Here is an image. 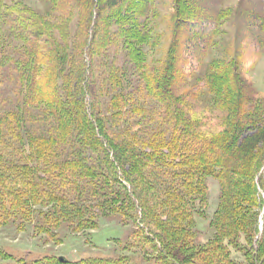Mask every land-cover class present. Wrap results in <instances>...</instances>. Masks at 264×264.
Returning a JSON list of instances; mask_svg holds the SVG:
<instances>
[{"label":"rangeland","instance_id":"374dc122","mask_svg":"<svg viewBox=\"0 0 264 264\" xmlns=\"http://www.w3.org/2000/svg\"><path fill=\"white\" fill-rule=\"evenodd\" d=\"M86 1L0 0V147L11 159L24 160L19 147L26 148L28 135L46 134L58 137L68 155L73 153L81 137L75 125L81 106L91 136L83 140L87 147L78 155L83 154L88 166L116 172V186L134 203L136 213L133 219L119 213L99 215L95 228L74 231L62 220L57 228L46 225L45 207L32 208L25 222L16 207L11 217L0 213V264L96 259L109 264L118 259H123L120 264H156V259L181 264L162 256L165 244L148 220L141 184L122 175V153L153 151V169L140 174L143 182L156 187L150 195L160 196L166 189L159 180L165 181L163 175L171 169L159 159L167 144L151 147L153 137H188L194 127L201 136L189 139L190 145L199 147L211 140L213 130L222 131V119L230 113L240 114L242 122L263 113L255 101L264 102V0H122L113 8L103 7L104 0H91L89 6ZM53 76L57 84L51 82ZM69 78L75 81L74 89L66 88ZM51 89L57 91L55 97ZM75 95L81 102L76 109L71 105ZM57 96L65 103L61 107L51 103ZM60 117L66 123H58ZM185 120L191 128L182 126ZM63 132L67 135L61 138ZM211 171L204 177L206 208L195 205L190 218L201 247L213 242L216 218L227 207L225 170ZM260 176L264 170L252 179L244 173L232 178L255 186L259 208L251 218L258 229L254 244L264 248ZM23 186L21 179L11 185L15 191ZM154 210L158 219L160 210ZM223 213L219 226L225 230L232 213L229 207ZM239 236L235 246L227 247L230 260L264 264L255 253L246 256L250 248L245 235Z\"/></svg>","mask_w":264,"mask_h":264},{"label":"trees","instance_id":"16d2710c","mask_svg":"<svg viewBox=\"0 0 264 264\" xmlns=\"http://www.w3.org/2000/svg\"><path fill=\"white\" fill-rule=\"evenodd\" d=\"M90 1L87 0L86 5L89 6ZM121 1L104 0L103 7L113 8ZM54 80H56L55 76L52 77L51 82L57 84ZM70 80V78L67 80L69 85L66 88L68 90L74 89L72 86L75 81ZM51 82L48 80V84ZM239 84L240 81L237 79V90L240 88ZM213 86L216 87L214 84ZM49 91L51 96L55 97L57 91L56 93L53 89ZM72 101L73 108L79 107L77 105H80L81 102L76 95ZM262 102L259 99L255 101L261 105L263 113L255 118L244 117V122L239 120L240 114L229 112L230 115L222 119L226 122L222 131L213 130L211 140L201 142L199 147L190 145L191 140L189 139L195 137L200 139L201 133H197L196 128H191L192 125L188 120L181 123L187 129L189 127L192 129L190 131L192 134L188 137H183L180 134L175 139L172 137L162 140L159 137V139L153 137L149 142L151 147L152 145L155 147L164 146L163 142L167 144L166 148L159 153L161 154L159 159L165 168L171 169L170 172L163 175L167 177L165 181L159 180L163 182L166 189L160 196L152 197L150 195L152 189L156 187L149 180L143 182V174H140V171L150 169V166L152 168L150 164L153 160V153H151L153 151L140 153L134 149L130 155L122 153V157L125 158L123 164H127V168L124 166L125 164L122 165V175L125 178H138L141 184L140 195H143V205L148 220L154 226L156 235L162 238L165 244L162 256L177 258L181 264H212L213 262L215 264H236L235 261L230 260L227 247L230 244L235 246L238 243L239 235L244 234L247 246L250 248L246 251V256L255 253L260 262H264V248H261V245L257 243L254 244L255 237L258 235L257 221L251 219L254 215L253 211L259 208L255 186H249V183L239 184L232 178L234 175L244 173L245 177L252 179L255 174L264 170V102ZM51 103L58 107L65 104L62 99L59 100V96ZM51 103L48 102V106ZM78 111L80 114L75 120V125L80 127L81 137H79L80 141H78L75 151L69 155L65 152L67 147L60 148L57 141L61 140L55 135L56 138L46 136V134L28 135V141L24 142L28 151L26 148L19 147L24 152L22 157L24 160L20 161L11 159L10 155L0 147L1 216L6 212L7 216L11 217L17 207L25 222L30 217L32 208L45 207L47 212L42 216H44L43 220L46 225L51 224L57 228L59 221L62 220L67 222L74 231L95 228L98 223L96 219L98 220L99 215H106V213H119L123 217L134 218L136 213L134 203L131 200L128 202L127 196L116 186L120 181L118 174L116 172L109 174L111 171L109 167L98 169L88 166L84 163L83 154L78 155L80 151L85 152L87 147L83 140L87 141V137L91 136L90 130L87 128L89 124L86 126L84 122L86 117L81 106ZM195 121L199 122V120ZM57 122L66 123V119L60 117ZM62 128L59 129L62 130ZM86 129L87 132H84ZM65 135L67 132H63L60 137L64 138ZM16 137L20 136L13 138ZM212 146L215 147V151L211 150ZM55 147L59 148L55 149ZM92 153L95 154L94 149ZM212 156L218 157L220 161L212 160ZM102 160L106 163L104 158ZM211 166L225 170V175H227V177H223L229 181L224 204L225 207H229L232 213V223L225 230L219 226V222H222L223 210L225 211L226 207L216 218L217 234L214 236L213 242L201 247L196 244L195 226L190 218L195 205L196 207L199 205L201 209L206 208L207 190L204 177L212 172ZM217 175L220 173L218 172ZM18 179H21L24 186L19 191H15L11 185ZM259 188L264 190V177L262 176H260ZM154 202L155 208H153ZM154 209L160 210L159 220L153 217ZM249 219L251 222H248ZM262 239L261 244H264V233ZM226 240H228V244H225ZM122 260L118 259L114 264H120ZM155 262L163 264L159 259H156ZM169 263H172L170 259ZM65 264H109V262L96 259Z\"/></svg>","mask_w":264,"mask_h":264},{"label":"water","instance_id":"95a60500","mask_svg":"<svg viewBox=\"0 0 264 264\" xmlns=\"http://www.w3.org/2000/svg\"><path fill=\"white\" fill-rule=\"evenodd\" d=\"M61 260H62V261H65V259H64V258H61Z\"/></svg>","mask_w":264,"mask_h":264}]
</instances>
